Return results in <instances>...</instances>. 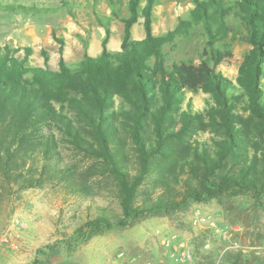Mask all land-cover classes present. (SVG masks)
<instances>
[{
	"label": "trees",
	"instance_id": "1",
	"mask_svg": "<svg viewBox=\"0 0 264 264\" xmlns=\"http://www.w3.org/2000/svg\"><path fill=\"white\" fill-rule=\"evenodd\" d=\"M145 2L141 9L142 0H129L120 50L108 49L106 30L97 56L68 62L61 47L58 70L34 65L30 48L24 57L0 51V214L21 192L51 185L64 200H92L87 219L71 235L80 241L95 229L126 227L191 202L249 194L259 205L264 0H194L189 19L162 35L153 33L157 0ZM0 9L43 11L2 0ZM141 16L145 36L136 40L132 28ZM231 16L239 27L228 22ZM194 26L207 38L208 59L168 65L164 46ZM231 33L251 47L236 82L216 70L232 55L227 44L220 48ZM199 92L210 96L202 109L194 106ZM71 153L87 166L69 161ZM97 177L114 181L119 214L95 202ZM197 255V264H217L211 254ZM219 264H264V258L240 254Z\"/></svg>",
	"mask_w": 264,
	"mask_h": 264
},
{
	"label": "rangeland",
	"instance_id": "2",
	"mask_svg": "<svg viewBox=\"0 0 264 264\" xmlns=\"http://www.w3.org/2000/svg\"><path fill=\"white\" fill-rule=\"evenodd\" d=\"M2 2L29 8L36 6L43 11L0 9V51L10 48L17 50V56L24 57L25 49L30 48L32 63L52 70L59 68L61 47L68 62L80 60L86 53L97 56L102 50L106 30L110 31L108 49L118 45L121 48L124 21L130 15L129 0ZM145 4L142 0L141 9ZM194 8V0H157L153 33L162 35L176 29L180 19H189ZM228 20L234 27L240 26L235 17ZM132 34L136 40L145 36L143 16L132 28ZM206 40L202 28L194 26L188 34L164 46L167 64L185 61L198 65L207 60L208 56L204 54ZM223 44L231 48L232 55H226L216 70L236 82L243 57L251 47L233 33L220 43V48ZM207 99L210 96L203 92L195 94V108H204ZM244 115L247 117L249 113L244 112ZM67 158L82 169L87 166L72 153ZM97 178L95 202L119 214L121 208L115 196L114 181ZM155 192L158 194L161 189ZM89 202L92 200H64L51 185L18 194L12 204L1 210L0 229L11 228L19 248L13 250L0 243V264H122L118 259L122 251L141 254L147 259H160L162 250L156 229L166 234H178L189 244L193 257L185 264H197V254H211L216 257L217 264L227 256L240 254L264 258V196L259 205L249 194L226 195L207 203L191 202L186 209L141 217L126 227L112 225L107 229H95L87 238L77 241L71 235L87 219ZM198 216L205 221L195 223ZM14 218L24 222L25 226L12 229Z\"/></svg>",
	"mask_w": 264,
	"mask_h": 264
},
{
	"label": "built area",
	"instance_id": "3",
	"mask_svg": "<svg viewBox=\"0 0 264 264\" xmlns=\"http://www.w3.org/2000/svg\"><path fill=\"white\" fill-rule=\"evenodd\" d=\"M204 218L199 216L195 223L204 222ZM216 227L215 224H213ZM25 224L21 220L14 218L12 220V229L24 227ZM155 235L159 238V244L162 250V257L160 259H147L141 254H126L120 252L118 259L122 264H185L191 261L193 252L189 244L183 240L178 234L164 233L161 229H156ZM0 243L6 247L16 250L19 245L11 232V228L0 229Z\"/></svg>",
	"mask_w": 264,
	"mask_h": 264
},
{
	"label": "crops",
	"instance_id": "4",
	"mask_svg": "<svg viewBox=\"0 0 264 264\" xmlns=\"http://www.w3.org/2000/svg\"><path fill=\"white\" fill-rule=\"evenodd\" d=\"M142 38H143V37H141V39H142ZM108 45H110V44H108ZM113 48H114L115 50H120V45H118V47H113ZM113 48H112V49H113ZM112 49L109 48V50H112ZM101 52H102V50H101ZM101 52H100V53H101ZM100 53H99V54H100ZM58 69H59V68H58ZM58 69H57V70H58Z\"/></svg>",
	"mask_w": 264,
	"mask_h": 264
}]
</instances>
